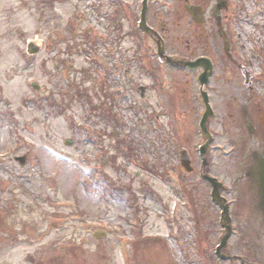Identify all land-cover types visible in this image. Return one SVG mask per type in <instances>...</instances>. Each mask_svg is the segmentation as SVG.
<instances>
[{
	"label": "rangeland",
	"instance_id": "1",
	"mask_svg": "<svg viewBox=\"0 0 264 264\" xmlns=\"http://www.w3.org/2000/svg\"><path fill=\"white\" fill-rule=\"evenodd\" d=\"M203 1L202 24L187 9L197 0H151L148 22L167 54L214 59L207 157L230 202L224 249L264 264V211L245 177L264 149V0L221 10L230 55L216 1ZM141 2L0 0V264H250L216 261L225 230L201 176L200 70L158 59Z\"/></svg>",
	"mask_w": 264,
	"mask_h": 264
},
{
	"label": "water",
	"instance_id": "2",
	"mask_svg": "<svg viewBox=\"0 0 264 264\" xmlns=\"http://www.w3.org/2000/svg\"><path fill=\"white\" fill-rule=\"evenodd\" d=\"M217 4L214 7V12H215V17L217 18L220 26L219 33L223 36L224 38V45H225V51L229 53L230 50V37L229 35L225 32L224 26L221 23V12L220 10L222 8H225L228 6L229 1L228 0H217ZM143 9L141 12V21H140V26L142 29L147 32L151 31L154 34H156L159 39L157 40V46L159 48L158 54L159 56H165V59H167V62L175 64L179 67H184L188 66L191 69H194L195 67H202L204 68V71L200 74L199 80H201L202 87L201 91L203 94V99L204 102L206 103V110L204 111V115L200 121V127L202 130V134L208 138V140L201 145L200 147V154L203 158V163L202 166H205L206 171L202 174L203 178L208 180L209 182L212 183V199L214 202L220 205L222 208V215H221V224H224V226L227 228L226 233L224 234V238L222 239L221 244L218 245L217 248V253L221 257H226L225 254L221 252V250L224 248V245L226 244L228 238L230 237V233L232 231V225L230 224L231 222V215L229 212L230 204L227 201V198L222 194V188H224V182L220 181L217 177L211 175L209 173V161L208 158H206V152L208 151L209 148V143L213 140V135L211 131L208 128V119L210 115H213V108L211 103L209 102V93L207 90L203 89V86L209 82V76L213 72V62L210 57L207 56H200L194 60H177L175 58H172L170 56L165 55V48L164 44L162 43L163 38L157 33L156 30H154L151 26H148L147 24V9H148V4L147 0H143ZM188 11L191 13L193 19L197 23H203L204 22V8L203 5L199 4H191L187 6ZM41 48V45L37 42L30 41L28 45V51L29 53H37ZM35 87L38 88L37 84H34ZM144 89V87H142ZM67 143H72V141L67 138L65 140ZM255 163L252 166V168L247 172V175L251 176L257 183V189L259 191V207L264 211V152L258 153L255 152ZM180 159L182 160V165L185 167L186 170H193L192 169V159L189 156L188 149H182L180 152ZM98 236H101L102 232H96Z\"/></svg>",
	"mask_w": 264,
	"mask_h": 264
},
{
	"label": "flooded vegetation",
	"instance_id": "3",
	"mask_svg": "<svg viewBox=\"0 0 264 264\" xmlns=\"http://www.w3.org/2000/svg\"><path fill=\"white\" fill-rule=\"evenodd\" d=\"M186 1L191 2V0H186ZM197 1L202 2V3L205 5V7L208 5V1H203V0H197ZM170 8H171V9H170ZM166 9H168V12H169V11H172V10H173V6L168 5ZM252 128H254V125H252V126L249 127V129H251V130H252ZM254 129H255V128H254ZM255 132H256V131H255ZM255 132H254V133H255ZM249 256H250V255H249ZM249 260H250V259H247L246 261H245V260H244V261H245V262H249ZM250 263H252V261H250Z\"/></svg>",
	"mask_w": 264,
	"mask_h": 264
}]
</instances>
